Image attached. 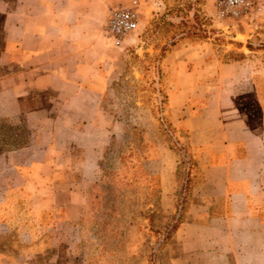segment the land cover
<instances>
[{
  "label": "crops",
  "instance_id": "obj_1",
  "mask_svg": "<svg viewBox=\"0 0 264 264\" xmlns=\"http://www.w3.org/2000/svg\"><path fill=\"white\" fill-rule=\"evenodd\" d=\"M116 4L0 0V105L26 111L23 102L39 93L35 143L8 156L20 175L17 190L39 211L54 215L55 191L69 189L60 179L75 166L61 147L83 144L88 153L114 127L101 100L123 70L122 47L103 32ZM167 59L165 115L193 162L169 264H264V61L174 51ZM178 161L152 171L161 206L175 208Z\"/></svg>",
  "mask_w": 264,
  "mask_h": 264
},
{
  "label": "rangeland",
  "instance_id": "obj_2",
  "mask_svg": "<svg viewBox=\"0 0 264 264\" xmlns=\"http://www.w3.org/2000/svg\"><path fill=\"white\" fill-rule=\"evenodd\" d=\"M133 1L137 36L117 48L122 74L101 100L114 127L88 153L83 144H62L75 167L60 179L69 189L55 191L54 215L37 210L17 190L20 175L8 161L11 152L35 143L39 93L23 102L26 111L0 105V264H169L175 240L168 222L175 208L159 205V178L152 171L169 170L179 160L178 199L185 169L161 129L167 58L174 51L189 59L205 54L207 61L227 63L254 55L263 62L264 0L237 18L218 16L219 0H117L113 9Z\"/></svg>",
  "mask_w": 264,
  "mask_h": 264
},
{
  "label": "built area",
  "instance_id": "obj_3",
  "mask_svg": "<svg viewBox=\"0 0 264 264\" xmlns=\"http://www.w3.org/2000/svg\"><path fill=\"white\" fill-rule=\"evenodd\" d=\"M258 4V0H219L216 14L237 18L248 15ZM137 2L113 9L104 25V31L116 47H124L137 36L139 28Z\"/></svg>",
  "mask_w": 264,
  "mask_h": 264
},
{
  "label": "trees",
  "instance_id": "obj_4",
  "mask_svg": "<svg viewBox=\"0 0 264 264\" xmlns=\"http://www.w3.org/2000/svg\"><path fill=\"white\" fill-rule=\"evenodd\" d=\"M244 57L233 59L234 61L244 59ZM161 129L167 134L169 142L171 144V147L181 154V164H183V167L185 169V177L183 179V182L180 186V189L182 190L183 196L181 198L177 199V202L175 204V211L172 217L170 218L168 225H170L171 235L174 232V230L177 228L178 224L181 221V215L183 210L185 209V203L186 198L189 193L190 186L192 185V179L190 176V169L192 167V160L189 156L187 149L185 148V145L178 139L177 136H174V128L172 127L171 123L167 119L166 115L161 116ZM169 232V231H168ZM170 235V237H171Z\"/></svg>",
  "mask_w": 264,
  "mask_h": 264
}]
</instances>
